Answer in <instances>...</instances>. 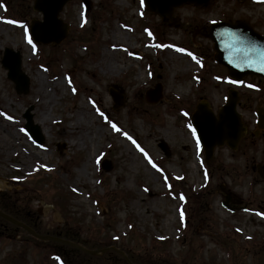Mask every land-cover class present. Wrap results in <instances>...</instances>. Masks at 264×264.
<instances>
[{
  "label": "rangeland",
  "instance_id": "1",
  "mask_svg": "<svg viewBox=\"0 0 264 264\" xmlns=\"http://www.w3.org/2000/svg\"><path fill=\"white\" fill-rule=\"evenodd\" d=\"M90 1L88 11L83 0L66 3L59 17L69 34L55 45L30 35L32 21L43 18L34 0H0V202L26 206L42 232L115 245L142 264H263L264 81L236 85L215 64L204 28L241 16L264 32V4L186 3L174 9V28L143 0ZM7 47L22 53L27 94L16 92L1 63ZM157 85L161 95L150 101L147 91ZM231 88L246 134L236 150L223 145L206 159L191 115L201 99L217 113ZM112 90L122 96L117 106ZM30 107L42 145L25 130ZM42 171L43 187L36 186ZM60 184L77 193L65 207L56 201ZM229 194L234 211L223 205ZM12 232L0 220V264L23 255L22 264H88L70 247ZM92 262L124 264L112 252Z\"/></svg>",
  "mask_w": 264,
  "mask_h": 264
},
{
  "label": "water",
  "instance_id": "2",
  "mask_svg": "<svg viewBox=\"0 0 264 264\" xmlns=\"http://www.w3.org/2000/svg\"><path fill=\"white\" fill-rule=\"evenodd\" d=\"M69 0H35L34 8L43 13L42 21H33L31 32L34 39L39 43L59 44L69 34V27L59 18L60 12ZM147 8L159 14L171 26H179V20L173 16L176 6L183 3H194L201 7H207L212 0H144ZM88 8H90V2ZM209 36L215 43L216 60L228 68L231 78L241 82L248 75L264 77V36L256 32L248 23L237 21L235 23L219 22L212 24L209 29ZM2 65L8 70V78L16 86L18 93H27L30 89V78L22 68V55L20 51L12 48H5ZM112 95L118 105L121 97L117 92ZM161 95V89H151L148 91V99L157 101ZM239 97L236 90L230 91L228 103L219 111L214 113L208 101H202L192 117V122L196 127L200 140L204 146L207 159L214 155L215 148L227 144L236 149L243 136L245 127L243 126L242 116L238 113L236 106ZM32 107L27 109L24 116L27 119L26 129L33 139L38 143L44 142V135L38 124L34 123ZM264 120V119H263ZM264 125V121L261 123ZM64 145L58 144L60 151ZM160 147L169 152L166 142L162 141ZM261 165L258 166L261 169ZM231 195H227L225 205L229 206ZM0 216L18 225L36 238L42 240H52L77 247L91 255H98L107 250L114 249L126 257L125 253L115 247L100 250H91L81 244L52 235H41L34 229L18 219L0 210ZM127 258V257H126ZM128 259V258H127Z\"/></svg>",
  "mask_w": 264,
  "mask_h": 264
},
{
  "label": "trees",
  "instance_id": "3",
  "mask_svg": "<svg viewBox=\"0 0 264 264\" xmlns=\"http://www.w3.org/2000/svg\"><path fill=\"white\" fill-rule=\"evenodd\" d=\"M41 174H43V175L41 176V178H39L38 180L35 181V185L43 187L42 178H43L44 174H48V173L42 172ZM57 189L59 191L57 192V195H56V201L61 207H65L66 204L68 202H70V200L74 197V195H76V193L73 190H66V189H64V187L61 184L57 187ZM0 209H2L3 211H5L7 213H10L11 215L17 217L20 220L25 221L26 223H28L29 225L34 227L38 232L41 231L40 230L41 229V226H40L41 224L38 223L37 219H31L30 220L23 214L26 211V209H27L26 206L23 207L22 205H18L17 209L14 206H12L11 208L8 209L7 206L1 205V203H0ZM18 212H20V213H18ZM0 220L4 221L1 217H0ZM11 226H13V225H11ZM104 227H106V225H104ZM66 232H64L62 230H59V231L54 230L53 232H49L48 231L47 233H50L52 235H58V236L66 237V238L71 239L73 241L84 243L86 246H88L90 248H95V246L93 245L92 242L87 241L84 238H79V237H77V235L76 236L75 235H71V234L66 233ZM160 243L166 244V240H162ZM67 247H69V246H67ZM70 248L75 250V251H77V252H81L78 249H75V248H72V247H70ZM126 253H127L128 257L132 260V262L134 264H142V262H141L142 256H140L138 254H135L133 251H126ZM138 253H140V252H138ZM83 254L90 261H92L95 258H97V259L99 258V257H96V256H91V255L86 254V253H83ZM117 256L123 261L124 264H128L127 261L123 257H121V255H117Z\"/></svg>",
  "mask_w": 264,
  "mask_h": 264
},
{
  "label": "flooded vegetation",
  "instance_id": "4",
  "mask_svg": "<svg viewBox=\"0 0 264 264\" xmlns=\"http://www.w3.org/2000/svg\"><path fill=\"white\" fill-rule=\"evenodd\" d=\"M254 4V2L253 1H245V2H243L242 4ZM230 19H233L234 21L235 20H237V19H242V20H247V18H244V17H241V16H239V17H230V18H228V19H224V20H230ZM247 21H249V20H247ZM252 25H253V27L256 29V30H258V31H261V30H259V28L255 25V22L252 20V19H250V21H249ZM262 32V31H261ZM16 231V230H15ZM15 231H13V233L15 232Z\"/></svg>",
  "mask_w": 264,
  "mask_h": 264
},
{
  "label": "snow or ice",
  "instance_id": "5",
  "mask_svg": "<svg viewBox=\"0 0 264 264\" xmlns=\"http://www.w3.org/2000/svg\"><path fill=\"white\" fill-rule=\"evenodd\" d=\"M9 23H16V22H15V21H9ZM26 31H27V30H26ZM28 42L31 44V43H32V40L29 39ZM181 51H182V49H181ZM9 119H11V117H9ZM112 128H113V129H116L117 131L119 130V129H117V127H116L115 124L112 125ZM193 134L195 135V129H193ZM129 139H131V138L129 137ZM141 151H143V150L141 149ZM145 156H147L146 153H145ZM149 163H151V160H149ZM153 167H155L154 164H153ZM181 199H183V197H181ZM181 215H182V218H183V213H182Z\"/></svg>",
  "mask_w": 264,
  "mask_h": 264
},
{
  "label": "bare ground",
  "instance_id": "6",
  "mask_svg": "<svg viewBox=\"0 0 264 264\" xmlns=\"http://www.w3.org/2000/svg\"><path fill=\"white\" fill-rule=\"evenodd\" d=\"M174 55H176V54L173 53V55H171V56H174ZM115 66H118V64H116ZM107 67H108V68H113V64L110 63V62H107Z\"/></svg>",
  "mask_w": 264,
  "mask_h": 264
}]
</instances>
